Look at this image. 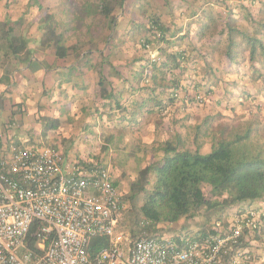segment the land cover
I'll return each instance as SVG.
<instances>
[{"label":"crops","instance_id":"crops-1","mask_svg":"<svg viewBox=\"0 0 264 264\" xmlns=\"http://www.w3.org/2000/svg\"><path fill=\"white\" fill-rule=\"evenodd\" d=\"M103 1L11 0V3L16 5L8 6L7 2L0 5V24L6 21L15 23L23 20L21 34L28 41L27 53L10 54L7 57H3L4 53L0 55V154L6 155L12 146L29 142L52 146L63 151L67 158H85L89 154V145L84 148V144L80 143L81 140L90 142V139H105L108 135L105 127L117 129L118 123L121 134L116 135L114 134L116 130H113L109 138L123 139L126 143L136 141L138 145L142 144V151L137 155L140 157L147 151L148 146L151 152L155 141L160 142L164 136L163 140H167L175 137L177 133H184L185 119L187 117L188 120L190 116L177 110L184 103L189 104L188 102L194 96L191 95L193 91L188 93L186 89V93L180 92L177 101H172L167 108L159 109L154 107L155 103L150 91V88H154L153 84L149 81L139 84V77L136 79V73L131 72L134 70L138 73L147 66L150 67L147 53L140 46L141 40L152 38L148 32L144 31V28L149 27L152 19L159 22L165 40L153 41L157 52L162 54L163 60L166 54H181L185 50L196 53L194 48L201 49L203 43L211 45L207 39L203 42L198 40L201 29L211 26L213 20L218 22V32L223 29L222 17L226 16V7L218 0H112L113 10L108 18L89 16L90 7L101 9ZM241 3L252 13L264 4V0L229 1V8H234L238 24L244 27L246 25L244 11L241 9L242 6L237 7ZM46 14L56 15L57 25L65 28L66 47L77 45L79 41L75 35L82 33L87 36L85 41L87 49L70 50L66 56L58 57L54 45L42 47L45 24L41 21ZM81 14L83 17L79 16ZM37 18L40 20L37 21ZM112 20L114 21L113 30H110ZM81 25L84 29L79 27ZM108 29L110 36L114 35L115 46L106 49L103 39L108 36ZM1 33L0 31V35ZM218 42L224 44V37L217 35L214 43L217 45ZM219 49L222 68L214 66L216 52L213 54L210 50L212 54L208 56L213 62L216 75L219 73H225L230 77L234 74L239 75L241 67L238 60L241 56L252 66L248 52H243L236 63L230 64L222 55L223 48ZM103 57L109 60L113 67L103 64L96 70L94 65H100ZM128 64L132 65L128 67L126 66ZM113 68L121 76L114 75L116 72L113 74ZM100 71L106 79L108 94L111 93V96L115 97L113 100L101 98ZM183 71L184 68L171 70L169 73H173V76L177 78V73ZM170 76L168 79L171 78ZM210 76L213 75L210 74ZM208 79L209 76L203 84H208ZM213 79L219 82L214 77ZM219 83L223 86V82ZM214 85H212L213 88ZM181 86L184 85L181 84ZM159 92H161L160 88L156 92L158 99ZM171 92L170 89L169 93ZM201 97L198 96L196 99L199 100ZM161 99L167 100L168 96L164 95ZM117 100L123 110L116 108ZM146 102L149 103L148 106L145 105ZM143 106L147 108L141 111L139 108ZM157 113H160L159 117H163L158 121V124H162L159 130L163 134L153 133L154 140H141V135L143 133L146 135L145 130L148 128L145 123L154 124L156 119L154 116ZM44 118L56 120L58 128L47 130ZM198 123H191L189 128ZM166 131L170 132L168 136ZM134 161L137 162L134 167L139 170L154 162L155 158L151 153L148 160L142 161L140 158H135ZM243 207L264 209V201L246 202L240 205V208ZM249 250L255 264H264V233L250 243Z\"/></svg>","mask_w":264,"mask_h":264},{"label":"trees","instance_id":"trees-1","mask_svg":"<svg viewBox=\"0 0 264 264\" xmlns=\"http://www.w3.org/2000/svg\"><path fill=\"white\" fill-rule=\"evenodd\" d=\"M229 1L231 0H218L227 9L226 16L222 17L223 29L218 32V22L213 20L212 25L201 29L198 35L200 42L207 39L211 43V45L203 43L201 49L194 48V52L205 64L201 72L203 77L200 83L207 81L210 74L216 75L213 62L209 60L208 56L214 54L217 47L223 48L222 55L230 64L236 63L243 52H248L253 68L256 67L260 57L264 59V9L261 19L258 20L254 14L243 7L244 5H237V7L242 6L246 21V25L241 28L235 18L234 8H229ZM112 3V0H104L101 9L90 7L89 16L108 18L113 10ZM42 19L41 23L45 24V34L41 41L42 47L54 45L58 57L66 56L70 50H81L83 45L81 42L66 47L65 28L57 25L53 15L46 14ZM38 20L40 19L37 18ZM113 22L112 20L111 28ZM22 26L23 20L15 23L6 21L0 24L2 32L0 55L4 53L3 57H7L10 54L27 53L28 41L21 34ZM153 26L160 29L159 22L152 19L149 22V27L144 28V31L148 32L154 41L163 42L165 35L163 39L152 35ZM217 35L224 37V44L218 42L216 45L214 43ZM151 39L144 38L140 45L145 50L144 44L148 43L158 54L157 60H151L149 52L145 50L150 67L147 66L136 73V76L139 77L136 79L139 84L147 81L153 84L154 88H150V91L155 103L154 107L164 109L169 107L168 105L172 101H177L179 93H186L187 89L179 84V78L177 79L173 73H169V65L174 67L171 70H181L186 67L184 63L191 62L195 55L194 53L188 54L185 50L181 54H166L163 60L162 54L157 52L154 41ZM210 50L212 53L209 52ZM103 64L113 67L104 57L102 63L98 66L94 65V67L98 70ZM88 66L90 65L88 64ZM115 72L113 68V74ZM114 75L121 76L119 72ZM169 75L171 78L168 79ZM99 86L102 99L113 100L115 98L111 96V93L108 94L107 82L101 71ZM158 88L161 90L159 99L156 95ZM170 89L171 93H169ZM164 95L168 96L167 100L161 99ZM171 96L173 97L171 98ZM117 102L116 108L123 110L118 100ZM148 104V102L145 103L147 106ZM145 108L147 107L143 106L139 109L144 111ZM43 121L47 123V130L58 128L56 120L44 118ZM215 121L216 116L208 115L196 126L189 128L190 141L185 140L180 133L162 142L155 141L151 151L155 161L134 173L129 184V191L123 197V201L129 205V209L120 227L123 229L125 226L130 230L128 232L132 239L144 234L164 236L168 233L169 226L180 221L184 222L180 232L194 233L197 231V234L207 235L214 232L216 223L235 215L241 204L264 201V135L260 139V135L263 134L260 122L257 119L251 120L245 124L243 130L229 133L228 137H225L222 130L220 136L217 137L212 128ZM254 137L259 142L255 144V147H249V142ZM106 139H108V143L111 140L109 137ZM208 140L209 142H207ZM122 154L124 153L122 152ZM129 155L131 156V154L127 155L128 159H131ZM97 162L100 166L104 165L101 160ZM125 173H127V168L122 169L123 177ZM114 177L115 185L119 186L123 177H117L115 172ZM206 189L209 191L208 194L205 193ZM199 216L203 217V221L195 224L196 227H194V220ZM213 218L216 219L213 220ZM38 228L39 224L34 223L28 238V247L42 254L40 250L36 249L38 241L35 232ZM104 244L105 241L102 239L93 240L90 254L96 252Z\"/></svg>","mask_w":264,"mask_h":264},{"label":"built area","instance_id":"built-area-1","mask_svg":"<svg viewBox=\"0 0 264 264\" xmlns=\"http://www.w3.org/2000/svg\"><path fill=\"white\" fill-rule=\"evenodd\" d=\"M144 47L156 61V51ZM123 197L111 164L67 158L49 145L12 146L0 154V264H255L249 245L264 233L262 207L240 208L207 235L132 239L120 227ZM34 223L42 254L28 247ZM96 239L105 244L90 254Z\"/></svg>","mask_w":264,"mask_h":264},{"label":"rangeland","instance_id":"rangeland-1","mask_svg":"<svg viewBox=\"0 0 264 264\" xmlns=\"http://www.w3.org/2000/svg\"><path fill=\"white\" fill-rule=\"evenodd\" d=\"M4 2H7L8 6L10 5L12 6L15 4L13 2L11 3V0H0V5L3 4ZM239 5H242V3ZM263 9H264V4L258 7L257 10L255 12H252L251 14H254L256 16V19L260 20L262 17ZM52 15L54 16V21L57 22L56 21L57 16L54 14ZM79 16L83 17V14ZM79 27L84 29L82 25ZM110 30L113 29L110 28ZM110 30L108 31L109 32L108 36L105 39H103L104 40L103 45L106 46V49H109L110 46H115V44L113 43L114 35L111 34L110 36ZM75 36L76 38H78V41L83 44L80 48L81 51L87 49L86 48L87 43H85V41L87 40V36L83 35L82 33ZM151 41H153V39H151ZM65 43H67V41H65ZM187 52L188 54L193 53L192 51H187ZM194 55H195L194 59L191 62L184 63V66H186L184 67V71L181 73L178 72L176 76L177 78H179L180 81L179 84H183L185 87H187L188 93L193 91L191 95H194L191 98V101L188 102L189 104H191L190 107H188L189 104L187 105L184 103L177 110V111H181V113H185L188 114V116H190L188 120L186 117L185 119L186 123L184 124L186 129L185 131H183L184 132L182 133L183 135L181 134L182 136H184L185 140L190 141L189 127L191 126V123L201 122L204 119V117L208 115L216 116V121L213 124L212 128L214 133L217 135V137L220 136V131L222 130L225 133V137H228L229 133L236 132L237 130H243L247 122L257 119L260 122L261 126L263 127V129L261 130L263 134L260 135V139H262L263 138L262 136L264 135V59L260 57L256 63V67L253 68L252 66H250L249 62H247L245 58L241 56L238 62L241 67V69L239 70V75L234 74V76L230 77L227 76L225 73H219L218 75L215 76H209L208 79L209 82L208 84L205 85L203 83H200V80H202L203 77L201 72L205 64L201 60V58L198 57V54L194 53ZM220 55H221L220 49L217 48L216 53L214 54V58L216 57L215 59L216 62H214V66L218 68H222L220 66H222L223 64L221 59L219 58ZM131 65L128 64L126 66L129 67ZM172 67H173L172 65H169L168 70L171 71V69L174 68ZM131 72H133V74L137 73L134 70ZM213 77L216 80H219V82L220 81L223 82V86H220L219 82L213 81L214 80ZM212 85H214V88L212 87ZM181 96L183 97V95ZM198 96L200 97L202 96L203 98L202 97L201 98L203 99V101H201L202 99L197 100L196 97ZM188 110H190V112H188ZM159 115L160 113H157V115L154 116L156 118L154 124L151 122L145 123V125L148 126V128L145 130L146 135L144 133L142 134L144 135L143 137L141 135L140 137L141 140L144 141L145 139H147L151 141L154 140L155 138L154 135H152L153 133L155 135L163 134V132L159 130L162 124L161 123L158 124V121H160V119L163 117L162 116L159 117ZM165 118H167V115H165ZM116 126L117 129L116 128L111 129L110 126L105 127V129L108 130L107 133L108 135L105 136L106 138L110 136L109 134H111V131L113 130H116L114 134L116 135L121 134L120 130L118 129L119 124L117 123ZM151 126L152 127L154 126V129H152ZM163 129L166 130L165 127H163ZM169 134L170 132L166 131V136H168ZM106 138L101 140L90 139V142L89 140H81L80 143L84 144V148L86 147V145H89L88 146L89 154L85 158L77 157L74 159L89 160L93 162H97L98 160H101L104 163V165L111 164L115 172V175L117 177H123L122 169L127 168V173H125V176L121 179V182L119 183V187L125 195L126 192L129 191L128 187L130 182L132 181L135 171L138 172L137 168L134 167V165L137 163L136 162L137 160L134 161L135 158L136 159L140 158L142 161L143 159L148 160L149 157H151L150 146H148L146 148L147 151L143 153V155H145L144 157L143 155L138 157L137 155L142 151L141 150V147L143 146L142 144L138 145L136 141L134 142L128 141L126 143L125 141L123 142V139L120 140L111 139L112 141L110 140L108 143V139ZM163 138L160 139V142L164 141ZM138 141L141 143L139 139ZM207 142H209V140ZM258 142L259 141H257L256 137L251 138L249 142V147H255V144H257ZM80 146L81 145H79V148H81ZM206 148H208V146H206ZM122 152L124 154H122ZM128 154H131V156L129 155L131 159H128L127 156ZM122 164L124 165L123 167ZM208 192H209L208 189H206L205 193L208 194ZM128 209H129V205L127 204V210ZM216 218H213V220H215ZM202 221H203V217L200 216L197 217L194 220L193 226L196 227L195 224H198ZM183 223H184L183 221H180L179 223L173 226H169L168 234L173 235L175 233L180 232ZM123 230L125 232L130 231L127 228H125V226H123Z\"/></svg>","mask_w":264,"mask_h":264}]
</instances>
